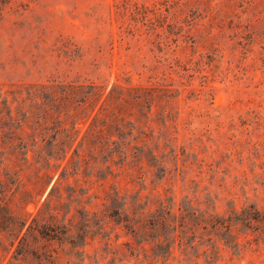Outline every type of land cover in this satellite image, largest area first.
Listing matches in <instances>:
<instances>
[{
  "label": "rangeland",
  "instance_id": "374dc122",
  "mask_svg": "<svg viewBox=\"0 0 264 264\" xmlns=\"http://www.w3.org/2000/svg\"><path fill=\"white\" fill-rule=\"evenodd\" d=\"M66 85L89 107L63 127L41 97ZM119 87L164 89L136 114L147 148L79 146ZM15 213L70 231L55 264H264V0H0V264H35ZM185 214L193 235L171 231Z\"/></svg>",
  "mask_w": 264,
  "mask_h": 264
},
{
  "label": "trees",
  "instance_id": "16d2710c",
  "mask_svg": "<svg viewBox=\"0 0 264 264\" xmlns=\"http://www.w3.org/2000/svg\"><path fill=\"white\" fill-rule=\"evenodd\" d=\"M205 17H209V13ZM159 90L164 89H157L154 87H119L110 90L95 110L93 106L86 113L85 119H83L81 124L84 125L86 121H89L80 138L79 146H81L83 142H85L84 144L87 146V142L91 139L103 146H116L119 144L121 146L119 148L124 150V155L128 149L134 151L140 149V152H142L145 147L147 148V142L151 140V136L145 133L139 121L140 118L138 119L136 114L139 107L146 105L147 111L149 112L152 103L157 99L156 95ZM88 94L89 93L87 92H82L78 86L66 85L59 89V91H56L52 86H50L45 92L46 97L42 96L41 98L43 101L46 100L48 102V106H50V108L52 107L49 105L51 103L57 105L58 108L60 105H65V107L68 108L66 113L57 115L56 117L60 118L61 116L62 120H60L59 123L64 127L66 124L65 122L68 119L72 117L76 118L77 116L73 113L75 112V108H70V105L75 104V106L80 108L81 111L86 110L89 107ZM47 117H50V115L45 114L42 118V120H44L43 124H45V119ZM76 120H82V118H77ZM74 126L75 123H72L70 130L65 128L62 129L65 137H67L69 132L74 129ZM74 132L78 133L79 130H75ZM126 138H129V140L124 143ZM75 139L76 137L74 136L72 141ZM154 150L155 149L151 150L152 157H155ZM99 151L101 152V149H99ZM115 152L116 151L113 150L110 154L113 155ZM73 153H76V150H74ZM140 160L141 158H138L137 162H140ZM140 168H142L141 165ZM52 188L53 186L51 189ZM48 207L49 205L47 206V209ZM164 208L165 207L162 206L161 214L155 213V215H152L149 220H146L147 222H150L148 223L149 226H155L160 230L164 227H170V223L167 222V218L171 215L170 212L165 211ZM15 214V225L17 227H14L17 228V231L15 232L13 239V242H16L14 254L21 255L23 258L28 255L32 260H35V264H55L51 258L52 251L46 250V245L48 242L53 240L59 241V237L66 235L70 231H57L58 227L56 225L40 226L36 223L35 218L31 219L24 231H21L26 224V218H24V215ZM49 214V222L54 221L57 217L56 213L52 211ZM194 215L195 212L192 211L190 216ZM18 217L21 219H18ZM195 219L198 220L199 218L197 217ZM251 220L258 221L257 217H252ZM261 220L264 221V218ZM124 222L127 224L126 227L132 229L131 233H134V225L128 220H125ZM194 225L189 223V218H187V214H185L179 217V223L173 226L171 231H175V228L179 230L184 229L188 234L193 235L195 232ZM216 225H219L226 230L229 229L228 225L224 226V223H216L212 226L214 227ZM38 228H41L42 231H39ZM201 229H204V227H201ZM13 232L14 231H10L9 234H12ZM173 238H175L179 244V235H174ZM41 241H43V244H40ZM68 243L72 244L71 242ZM127 251H129V255L132 256L133 250L130 247H128ZM164 254L165 255L163 257L161 255H157L155 258H159L157 260L161 259L162 262H166L170 255L169 249H167V252Z\"/></svg>",
  "mask_w": 264,
  "mask_h": 264
}]
</instances>
